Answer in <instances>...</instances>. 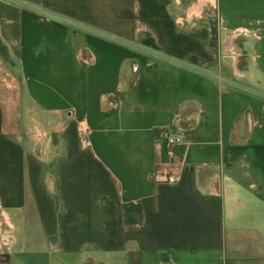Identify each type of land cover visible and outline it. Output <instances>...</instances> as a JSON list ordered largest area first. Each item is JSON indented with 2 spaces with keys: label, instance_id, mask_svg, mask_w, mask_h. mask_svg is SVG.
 Wrapping results in <instances>:
<instances>
[{
  "label": "crops",
  "instance_id": "obj_1",
  "mask_svg": "<svg viewBox=\"0 0 264 264\" xmlns=\"http://www.w3.org/2000/svg\"><path fill=\"white\" fill-rule=\"evenodd\" d=\"M0 208V264H264V0H0Z\"/></svg>",
  "mask_w": 264,
  "mask_h": 264
},
{
  "label": "built area",
  "instance_id": "obj_2",
  "mask_svg": "<svg viewBox=\"0 0 264 264\" xmlns=\"http://www.w3.org/2000/svg\"><path fill=\"white\" fill-rule=\"evenodd\" d=\"M239 32L241 33L243 32V30H239ZM175 142H176V138L174 136H170V135L166 136V146L168 147V153L171 152L170 150L171 146ZM158 179L173 184L179 180V177L175 175H169V176L162 175L158 177ZM14 241H15V236L12 229V225L5 216L4 211L0 208V254L9 251Z\"/></svg>",
  "mask_w": 264,
  "mask_h": 264
},
{
  "label": "rangeland",
  "instance_id": "obj_3",
  "mask_svg": "<svg viewBox=\"0 0 264 264\" xmlns=\"http://www.w3.org/2000/svg\"><path fill=\"white\" fill-rule=\"evenodd\" d=\"M9 253V251H6V252H4V253H1V254H8Z\"/></svg>",
  "mask_w": 264,
  "mask_h": 264
}]
</instances>
